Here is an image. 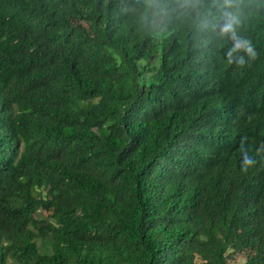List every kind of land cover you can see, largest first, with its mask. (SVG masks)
I'll list each match as a JSON object with an SVG mask.
<instances>
[{
	"label": "trees",
	"instance_id": "obj_1",
	"mask_svg": "<svg viewBox=\"0 0 264 264\" xmlns=\"http://www.w3.org/2000/svg\"><path fill=\"white\" fill-rule=\"evenodd\" d=\"M233 253L264 264V0H0V264Z\"/></svg>",
	"mask_w": 264,
	"mask_h": 264
},
{
	"label": "clouds",
	"instance_id": "obj_2",
	"mask_svg": "<svg viewBox=\"0 0 264 264\" xmlns=\"http://www.w3.org/2000/svg\"><path fill=\"white\" fill-rule=\"evenodd\" d=\"M237 23H238V20H236L235 18L229 19V20H227L225 23H223L221 25L220 31L222 33H232V34H234L235 26H236ZM239 47H240L239 42L235 43L233 45V48L229 51V55H231V52L235 51ZM248 51L250 53L252 52L251 47L248 48ZM248 163H253V161H249ZM254 190H255V188H254Z\"/></svg>",
	"mask_w": 264,
	"mask_h": 264
},
{
	"label": "rangeland",
	"instance_id": "obj_3",
	"mask_svg": "<svg viewBox=\"0 0 264 264\" xmlns=\"http://www.w3.org/2000/svg\"><path fill=\"white\" fill-rule=\"evenodd\" d=\"M45 213V212H44ZM245 259L244 254L240 253H233L227 260V264H241Z\"/></svg>",
	"mask_w": 264,
	"mask_h": 264
}]
</instances>
